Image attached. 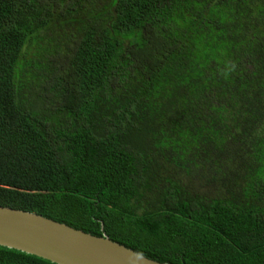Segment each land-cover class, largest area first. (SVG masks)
I'll return each mask as SVG.
<instances>
[{
    "label": "trees",
    "instance_id": "16d2710c",
    "mask_svg": "<svg viewBox=\"0 0 264 264\" xmlns=\"http://www.w3.org/2000/svg\"><path fill=\"white\" fill-rule=\"evenodd\" d=\"M0 207L264 264V0H0Z\"/></svg>",
    "mask_w": 264,
    "mask_h": 264
},
{
    "label": "water",
    "instance_id": "95a60500",
    "mask_svg": "<svg viewBox=\"0 0 264 264\" xmlns=\"http://www.w3.org/2000/svg\"><path fill=\"white\" fill-rule=\"evenodd\" d=\"M0 247L54 264H167L109 238L96 237L34 213L0 207Z\"/></svg>",
    "mask_w": 264,
    "mask_h": 264
}]
</instances>
